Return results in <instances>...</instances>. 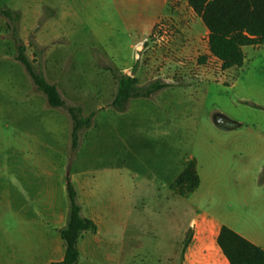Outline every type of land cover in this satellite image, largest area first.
I'll return each mask as SVG.
<instances>
[{
    "label": "rangeland",
    "instance_id": "1",
    "mask_svg": "<svg viewBox=\"0 0 264 264\" xmlns=\"http://www.w3.org/2000/svg\"><path fill=\"white\" fill-rule=\"evenodd\" d=\"M148 2L0 0V264L57 258L68 173L99 227L81 242H102L79 264H183L205 217L264 239V46L245 47L244 66L223 71L187 0ZM2 10L20 15L36 71L84 118L95 113L76 150L70 115L17 61ZM134 71L141 86L168 87L122 112L111 106L118 78ZM192 161L203 185L184 198L172 185Z\"/></svg>",
    "mask_w": 264,
    "mask_h": 264
},
{
    "label": "trees",
    "instance_id": "2",
    "mask_svg": "<svg viewBox=\"0 0 264 264\" xmlns=\"http://www.w3.org/2000/svg\"><path fill=\"white\" fill-rule=\"evenodd\" d=\"M189 6L199 16L209 31L208 47L211 57L217 59L224 71L242 68L245 64V47L260 48L264 46V0H187ZM2 16L8 20L13 40L18 44L17 61L25 68L39 92L43 93L51 108L65 109L72 120V148L79 147L80 134L91 128L95 113L83 117L80 107L68 106L56 85L51 84L34 67L27 56V48L18 37L20 15L15 11L2 10ZM203 57L200 62L204 63ZM120 75L118 90L112 101V107L125 111L131 99H148L168 87L165 83L155 81L141 86L134 76ZM201 185L195 161L189 163L181 178L172 188L181 197L194 194ZM69 198V215L60 236L65 247V256L61 262L54 264H79V244L87 232L96 234L99 230L96 222L84 217L76 188L67 178ZM217 243L230 264H264V250L253 244L236 231L222 226Z\"/></svg>",
    "mask_w": 264,
    "mask_h": 264
},
{
    "label": "crops",
    "instance_id": "3",
    "mask_svg": "<svg viewBox=\"0 0 264 264\" xmlns=\"http://www.w3.org/2000/svg\"><path fill=\"white\" fill-rule=\"evenodd\" d=\"M166 2H167V0H151V2H148V3H161L166 8V6H167ZM188 6H189V4H188ZM189 9L192 12V14L194 16H196L198 22L204 26L201 18L195 14V12L192 10V8L190 6H189ZM165 12H166V9L164 12L160 11L158 14H156L155 18L153 19L150 30H149L150 35L155 30V28L158 24V21L162 18V16L165 14ZM204 28H205V30H207V28L205 26H204ZM206 32L209 36V31L207 30ZM209 56L211 57L210 52H209ZM211 58L214 59L215 61H217L218 64L220 65V67L222 68L221 63L217 59H215L213 57H211ZM232 70H235V69H230V70H226V71H232ZM222 118L223 119H221V120H224V122L227 121L228 123L231 124V126H228L226 128L230 129V128H235L238 126V124H236L234 122H231V121L229 122V120L223 115H222ZM224 122H222V123H224ZM200 179H201V177H200ZM202 183H203V181L201 180L200 187L203 185ZM201 219H202L204 230H202L203 232L200 230L198 231L197 240L187 248L186 254L184 256L183 264H230L229 261L227 260V258L224 256L222 250L220 249V247L218 246V243H217V238L219 236L221 227L226 226V225H224L221 222H218L217 220H215L214 218H211V217H205V218H201ZM227 227H229V226H227ZM229 228H231V227H229ZM232 230H234V229H232ZM234 231H236V230H234ZM237 233L264 250V239L263 238H260L256 235H252L249 233H243V232H237ZM101 244H102V242L97 241V240L90 241V242H88L87 245H84L83 241L82 242L80 241V244H79L80 257H81V255H83L87 251L85 249H88V248L98 249V247ZM48 247L49 246H48V243L46 241L44 242V245L41 247V249H43V250L45 249L44 252L46 253L45 254L46 258L49 254ZM94 253H96V252H94ZM41 254H42V251H41ZM64 256H65V247H63V249L57 253V258L52 261V264L57 263V262H61L64 259Z\"/></svg>",
    "mask_w": 264,
    "mask_h": 264
},
{
    "label": "water",
    "instance_id": "4",
    "mask_svg": "<svg viewBox=\"0 0 264 264\" xmlns=\"http://www.w3.org/2000/svg\"><path fill=\"white\" fill-rule=\"evenodd\" d=\"M141 49H142V47H139V50H141ZM221 121L224 122V120H221ZM227 125H228V126H231L230 123H228ZM69 166H71V163L69 164ZM69 176H70V173L67 174V177H69Z\"/></svg>",
    "mask_w": 264,
    "mask_h": 264
},
{
    "label": "built area",
    "instance_id": "5",
    "mask_svg": "<svg viewBox=\"0 0 264 264\" xmlns=\"http://www.w3.org/2000/svg\"><path fill=\"white\" fill-rule=\"evenodd\" d=\"M163 28H164L163 25H161V23H160L159 29L162 30Z\"/></svg>",
    "mask_w": 264,
    "mask_h": 264
}]
</instances>
